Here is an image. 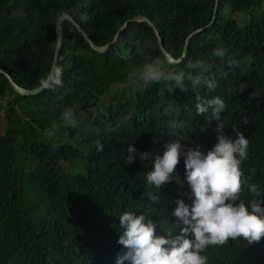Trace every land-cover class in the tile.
Segmentation results:
<instances>
[{
    "label": "trees",
    "instance_id": "obj_1",
    "mask_svg": "<svg viewBox=\"0 0 264 264\" xmlns=\"http://www.w3.org/2000/svg\"><path fill=\"white\" fill-rule=\"evenodd\" d=\"M261 3L218 0L213 24L191 38L177 64L166 61L145 23H129L99 53L66 21L57 63L61 86L18 95L0 74V264H115L112 254L123 248L117 241L124 211L147 216L158 236L169 229L178 233L175 201L191 203L183 155L174 179L159 189L147 184L146 173L152 170L151 157L162 156L177 136L184 151L199 145L206 152L215 143L214 122L196 114L197 96L225 100V131L234 136L235 128L249 139L242 167L249 183L264 189V11L254 13ZM213 5L214 0H0V69L24 89L41 85L53 61L54 24L61 13L72 16L97 45L110 41L127 19L145 16L159 31L164 48L178 57L186 36L210 21ZM235 12L249 14L244 26L231 19ZM218 48L226 50L223 58L213 55ZM145 55L160 58L168 69L192 74L199 69L188 65L204 59L210 65L206 76L216 87L193 88L186 80V92H169L161 82L146 84L130 96L124 88L116 89L102 101L111 86L141 69ZM169 106L179 111L165 115ZM67 108L75 110L72 121L62 119ZM171 120L186 127L173 135ZM61 135L74 139L51 143L50 137ZM97 141L104 144L100 152ZM131 144L136 153L129 164ZM144 152L150 158L141 161L138 154ZM250 198L245 188L241 199ZM231 263L264 264V238L251 245L239 238L209 247L208 264Z\"/></svg>",
    "mask_w": 264,
    "mask_h": 264
},
{
    "label": "clouds",
    "instance_id": "obj_2",
    "mask_svg": "<svg viewBox=\"0 0 264 264\" xmlns=\"http://www.w3.org/2000/svg\"><path fill=\"white\" fill-rule=\"evenodd\" d=\"M235 13H245L247 22L248 13ZM233 14H230V17ZM139 16L142 15L132 18ZM81 19L86 20L87 17L82 16ZM231 19L233 18L231 17ZM236 25L239 26L237 23ZM213 55L223 58L226 55V50L223 48L214 49ZM145 59L147 62L141 66L139 72L140 79L145 84L163 82L166 86H169L167 88L169 92H173L176 88H179L181 92H186L188 90L185 85L186 80L193 88H198L201 85L209 89L216 87L215 80L206 76L210 65L204 59L196 60L188 65L190 69H199L196 74L186 73L184 70L168 69L160 58L149 59L145 55ZM231 63L237 64L238 62L232 61ZM42 83L45 84V87L61 86L62 69L56 67L54 73L47 77V82L42 81ZM243 89L244 86L242 85L240 91H243ZM233 91L235 89H229V93ZM161 95H163V92ZM196 100V114L206 116L210 124L213 122L215 124V143L206 152L201 151L199 145L184 151L181 147L182 140L177 136L176 139L171 140L165 146L166 150L162 156L155 155L151 157L152 170L146 173L147 184L159 189L162 185L174 179L175 169L180 162L181 155H183L185 177L191 193V203L186 204L183 199L175 201L176 208L173 211V216L176 218L177 224L175 227L179 228V232L176 233L174 229H169L166 236H158L155 231V223L147 216L133 211H124L119 216L121 235L117 241L123 248H115L112 254V261L115 264H208L210 246H222L228 243L229 240L236 241L239 238L251 245L260 242L264 238V189H261L258 184L249 183L242 167L243 162L248 159L250 141L243 132L235 128L232 129L234 136L226 133L221 114L225 111L227 104L222 97L214 96L202 100L197 96ZM173 111L178 112L179 109L169 106L165 109V115ZM62 119L66 121L74 120L75 110L73 108L65 109L62 113ZM169 127L174 130L173 135H176V131L186 127V125L184 122L171 120L169 121ZM96 131L99 134L98 130ZM103 149L104 144L97 141L96 150L100 152ZM127 152L129 155L126 157V162L131 164L135 161L136 149L131 144L128 146ZM138 155L141 161L150 158V154L147 152ZM245 188H247L251 197L247 202L241 199V193ZM146 195L153 200L158 199L152 193H146Z\"/></svg>",
    "mask_w": 264,
    "mask_h": 264
},
{
    "label": "water",
    "instance_id": "obj_3",
    "mask_svg": "<svg viewBox=\"0 0 264 264\" xmlns=\"http://www.w3.org/2000/svg\"><path fill=\"white\" fill-rule=\"evenodd\" d=\"M216 7H217V0H215L214 2V6H213V16L211 18V20L202 28L195 30L194 32L190 33L184 42V47H183V51L180 57H173L171 56L163 47L162 41H161V37L159 35V32L157 31L156 27L153 26V24L151 23L150 20H148L146 17L143 16H139L136 18H131L125 21V23L123 24V26H121L116 33L114 34V37L112 38V40H110L109 42H107L104 45H97L95 44L91 38L88 36V34L84 31V29L73 19L72 16H69L67 13H61L55 20V25H54V31H56V45H55V49H54V53H53V61L51 64V68L50 71L48 73V76L53 74L56 67H57V62H58V58H59V54H60V48L62 46V41H63V22L65 21H69L70 23H72L75 28L78 30V32L84 37V39L87 41V43L89 44V46L96 52L99 53H104L106 50H108V48L114 44L116 42V40L118 39L120 33L126 28V26L130 23V22H145L152 30L153 33H155L157 41L159 43V48L162 52V54L166 57L167 62L169 63H179L181 62L183 56L186 54L188 46H189V41L191 39V37L193 35H195V33L204 31L207 27H209L213 21H214V14L216 13ZM0 74H2L3 76L6 77V79L9 82V85L12 87L13 92L18 94V95H33V94H37L38 92H40L41 90L45 89V84L42 83L40 86L34 88V89H24L21 87H18L13 81L12 78L9 74H7L5 71L0 69ZM47 76V77H48ZM44 82H47V78L45 79ZM50 83V82H49Z\"/></svg>",
    "mask_w": 264,
    "mask_h": 264
},
{
    "label": "rangeland",
    "instance_id": "obj_4",
    "mask_svg": "<svg viewBox=\"0 0 264 264\" xmlns=\"http://www.w3.org/2000/svg\"><path fill=\"white\" fill-rule=\"evenodd\" d=\"M262 11H264V0H262V3L259 7H256L254 10L255 14H260ZM235 22L237 24H239V26H243L246 23V14L245 13H234L231 16ZM139 72L140 70H134L133 73H130L129 77L124 80V82L122 83H118L116 85L111 86V88H109L108 92L101 98L102 101H108V99L110 98L111 94L116 90H120L122 88H124L127 92V95H134L135 90L138 87H143L146 84L140 79L139 76ZM2 125H3V111L0 115V132H2ZM57 134L59 133V131H55ZM63 138V143H67L70 144L72 143V139H74V137L72 136V138H66V135H61L59 137H50L51 143H58V141L60 139ZM74 146H76L75 144H73Z\"/></svg>",
    "mask_w": 264,
    "mask_h": 264
}]
</instances>
